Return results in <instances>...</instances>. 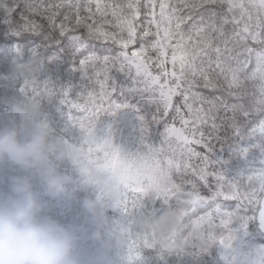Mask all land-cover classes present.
<instances>
[{"label": "snow or ice", "instance_id": "6c2138e0", "mask_svg": "<svg viewBox=\"0 0 264 264\" xmlns=\"http://www.w3.org/2000/svg\"><path fill=\"white\" fill-rule=\"evenodd\" d=\"M0 12L15 35L42 34L54 45L92 38L118 47L115 55H84L79 66L90 86L75 99L60 93L61 103L83 113L80 127L90 138L101 114L136 107L117 98L113 70L140 80L156 106L139 116L144 136L162 125L161 142L145 139L132 154L141 159L122 155L111 138L96 142L134 172L125 212L175 202L193 234L213 238L251 214L264 226V167L229 176L220 155L225 148L246 155L247 139L264 138V0H0ZM253 146L264 153V144ZM148 161L163 166L167 186L144 174ZM229 201L237 208L230 210ZM146 250L155 249L136 241L129 264Z\"/></svg>", "mask_w": 264, "mask_h": 264}, {"label": "trees", "instance_id": "16d2710c", "mask_svg": "<svg viewBox=\"0 0 264 264\" xmlns=\"http://www.w3.org/2000/svg\"><path fill=\"white\" fill-rule=\"evenodd\" d=\"M3 17L0 12V127L21 122L23 118L17 107L26 108L32 116L24 120L25 127L44 125L56 148L50 155L47 172L26 171L10 163L0 164V196L10 194L14 176L30 177L34 191L46 205L45 214L78 231V255L82 264H129L138 240L147 241L155 250H146L136 264H221L222 255L228 249L234 253L239 237L256 238L264 243L256 214H251L253 218L246 222L234 223L228 231L216 232L213 238L207 232L193 234L184 210L175 202L166 205L157 202L155 207L125 212L134 172L130 166L98 148L96 142L111 138L121 154L131 159L142 158L132 154L143 149L145 139L153 145L161 142L162 125H153L148 137L144 136L139 116L150 115L156 106L148 100L140 80L134 72L113 70L117 98L136 107L101 114L93 137L88 139L87 131L82 130L79 123L83 113L61 103L60 93L67 90L75 99L90 86V79L79 66L84 55L90 52L101 56L115 55L118 47L92 38L82 42L65 39L60 45H54L42 34L23 32L15 35L2 22ZM33 60H36L34 72L22 74L17 71L19 65L30 64ZM33 88L38 95L32 93ZM229 143L233 144L235 140L230 139ZM258 143L264 144V138L247 139L245 144L250 150L246 155L234 153L229 148L220 153L228 161L224 168L229 176L251 174L264 167V153L253 146ZM193 147L204 151L200 146ZM65 148L69 155L58 158V151ZM144 174L162 186L171 181L163 166L155 161H148ZM112 179L118 182V195L109 188ZM85 199L98 202L96 213H89L84 208ZM237 206V201L227 202L230 210ZM173 210L175 220L169 221L167 218ZM97 230L103 234L101 239L93 235ZM260 254L264 264V252Z\"/></svg>", "mask_w": 264, "mask_h": 264}, {"label": "clouds", "instance_id": "9594fccd", "mask_svg": "<svg viewBox=\"0 0 264 264\" xmlns=\"http://www.w3.org/2000/svg\"><path fill=\"white\" fill-rule=\"evenodd\" d=\"M35 64L36 60L19 65L17 71L34 72ZM17 110L23 118L21 122L0 127V164L47 172L50 155L56 146L44 125L25 127L24 120L32 116L28 109L18 106ZM68 155L66 148L58 151V158ZM109 188L114 195L119 194L115 179L110 180ZM98 207L95 199H85L84 208L89 213H96ZM45 208L30 177L12 178L10 194L0 196V264H82L78 255V231L46 215ZM167 219L175 220L174 210ZM93 235L101 239L103 234L97 230Z\"/></svg>", "mask_w": 264, "mask_h": 264}, {"label": "rangeland", "instance_id": "374dc122", "mask_svg": "<svg viewBox=\"0 0 264 264\" xmlns=\"http://www.w3.org/2000/svg\"><path fill=\"white\" fill-rule=\"evenodd\" d=\"M87 138L91 139L89 135ZM263 248L264 243L256 238L239 237L233 249L234 253L228 249L222 255L221 264H263V257L260 254Z\"/></svg>", "mask_w": 264, "mask_h": 264}, {"label": "water", "instance_id": "95a60500", "mask_svg": "<svg viewBox=\"0 0 264 264\" xmlns=\"http://www.w3.org/2000/svg\"><path fill=\"white\" fill-rule=\"evenodd\" d=\"M257 226L262 234H264V226H261L258 216L256 215Z\"/></svg>", "mask_w": 264, "mask_h": 264}]
</instances>
